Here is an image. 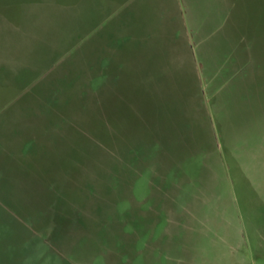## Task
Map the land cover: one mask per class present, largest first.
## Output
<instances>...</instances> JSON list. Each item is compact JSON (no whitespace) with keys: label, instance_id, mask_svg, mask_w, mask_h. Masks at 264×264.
<instances>
[{"label":"rangeland","instance_id":"rangeland-1","mask_svg":"<svg viewBox=\"0 0 264 264\" xmlns=\"http://www.w3.org/2000/svg\"><path fill=\"white\" fill-rule=\"evenodd\" d=\"M126 1L0 0V264H264V0Z\"/></svg>","mask_w":264,"mask_h":264},{"label":"crops","instance_id":"crops-1","mask_svg":"<svg viewBox=\"0 0 264 264\" xmlns=\"http://www.w3.org/2000/svg\"><path fill=\"white\" fill-rule=\"evenodd\" d=\"M131 1L133 0H127L126 4L128 5ZM184 4H187V2ZM181 7L182 5L179 6L180 9ZM28 9L29 8L24 9V10H28ZM180 28L182 29V37H183L182 42H184V33H185L186 36H185L184 46L189 49L190 56H193L192 55L193 54V43L190 42V39L187 33L188 29L187 27H184L182 22H180ZM195 44H196V40H195ZM153 46H157V45H153ZM191 48L192 50L190 51ZM206 108H207L208 116H209L208 120L210 121L211 126L213 127V122H212V118L210 117L211 114L209 111L210 109L208 108V106ZM184 147H187L185 151L180 152L179 150L178 155L176 156V163L179 167L177 171L180 170L179 172L181 174V177L177 178V181L175 179V183H174L175 188L178 189V195L175 194V201H174L175 205L174 206L176 207L177 210H175V214L173 217L176 223L181 222L180 218L181 216H185L184 214L186 215L190 214L192 217H196V219L198 217L201 228L205 230L207 228L206 222L208 223L209 221L207 217L209 214H206L205 208L211 207L210 205H212L211 201L213 199H216V200L220 199L218 190L220 188H223L225 184L228 185V182L230 180L228 169H227V166L225 165V159L222 158L221 154L217 151L218 148L216 147V145H214L215 150L209 151L208 155H204V154L196 155L195 153H192L194 151L193 149H189L187 145H184ZM194 152L198 153V150ZM184 169L187 172H185ZM190 170H192V173L189 174ZM181 172H184L185 174L184 177H183V173ZM184 178H186V181L183 180ZM191 188H192L193 194H192V197H189L188 195H186L187 193L186 190H189ZM228 188H229V185H228ZM188 199L190 201L194 200V203H196L198 207V213L193 214L194 212L193 207L190 212L187 211L186 206H187ZM179 200L185 204L184 212H182V210L180 209L181 206L179 205L180 203ZM225 201L232 202L230 192H229V196L226 198ZM211 214L214 217H216L215 214L213 213Z\"/></svg>","mask_w":264,"mask_h":264}]
</instances>
